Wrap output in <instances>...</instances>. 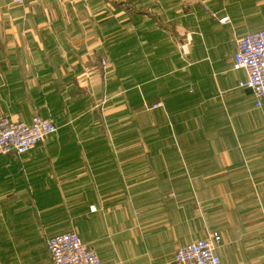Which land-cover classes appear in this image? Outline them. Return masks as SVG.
I'll use <instances>...</instances> for the list:
<instances>
[{"label": "crops", "instance_id": "crops-1", "mask_svg": "<svg viewBox=\"0 0 264 264\" xmlns=\"http://www.w3.org/2000/svg\"><path fill=\"white\" fill-rule=\"evenodd\" d=\"M111 1L0 0V25L22 36L0 37V114L47 115L10 91L58 95L67 78L99 96L0 156V264H49L47 238L67 231L103 264H174L211 233L221 264H264V101L232 69L236 40L264 30V0Z\"/></svg>", "mask_w": 264, "mask_h": 264}, {"label": "built area", "instance_id": "built-area-1", "mask_svg": "<svg viewBox=\"0 0 264 264\" xmlns=\"http://www.w3.org/2000/svg\"><path fill=\"white\" fill-rule=\"evenodd\" d=\"M24 1L11 0V5L20 7ZM229 22L227 17L219 20L221 24ZM101 64L104 65L103 60ZM232 69L245 73V80L240 81L238 86L250 90L255 98V106L260 108L264 101V30L249 32L236 40ZM157 107V104L152 106ZM56 132L57 126L50 118L35 115L29 122H18L0 114V156H21ZM262 214L264 222V210ZM220 242L221 237L211 233L205 239L183 245L174 254V264H221L216 254ZM46 247L49 264H103L96 251L83 243L73 231L48 237Z\"/></svg>", "mask_w": 264, "mask_h": 264}, {"label": "rangeland", "instance_id": "rangeland-1", "mask_svg": "<svg viewBox=\"0 0 264 264\" xmlns=\"http://www.w3.org/2000/svg\"><path fill=\"white\" fill-rule=\"evenodd\" d=\"M76 2H78V4L81 5L80 7H82V9H85V10L89 9L90 11H92V8H93L92 6H95L97 8V12H99L100 10H103L104 9L103 6H107V7L113 6L112 5L113 3L111 0H76ZM104 3H107V4L103 5ZM132 3H129V5H132L134 7V3L133 4ZM70 5H72V3ZM13 7H15V6H13ZM21 12H22L21 10H18L17 15L20 14ZM88 17H90V16L88 15ZM16 27H17V29H16ZM7 30H8L7 27L4 25L2 26V24H1L0 25V37H2V38H16V39L22 38L21 31H19V27L17 25L15 26V30H13V33H11V35L8 34ZM65 80H66L65 82L62 81L63 86L60 89L61 94H58V98L60 99V101L56 102L57 103L56 107L58 110V111L56 110V114L58 115V117L62 116L61 115V112H62L61 109H62V107L67 105L68 102H70V103L74 102L75 104H74L73 108H75V110L78 112L81 110L83 111L86 108L89 109L92 104L98 103L99 96L97 95V93L96 94L90 93L91 92L90 88H88L85 85L83 88L78 86V84L80 85V82H81L80 79L79 80H77V79L72 80L70 78H67ZM30 82L35 84L34 79H32V78H30ZM34 84H32L30 86H33ZM94 91L97 92L95 87H94ZM70 92H73V94L69 95ZM37 109H39V108H37ZM35 115L45 117V118H50L53 121L55 120L54 116L52 115L51 110L48 111L47 115L40 114L39 112H37Z\"/></svg>", "mask_w": 264, "mask_h": 264}, {"label": "trees", "instance_id": "trees-1", "mask_svg": "<svg viewBox=\"0 0 264 264\" xmlns=\"http://www.w3.org/2000/svg\"><path fill=\"white\" fill-rule=\"evenodd\" d=\"M16 81V80H15ZM13 81H11L10 84H12ZM28 98H30V106H32V108H40L43 109V105L47 104L49 106V109L52 112V115L54 116V118H60L58 117V115L56 114V102L60 101V99L58 98V95L56 94H48V95H43L41 94L37 89H33L31 91V93L27 96L24 94L23 89L22 88H15V90L10 91V95L8 96V99L11 101V103L14 104V106H16V109H21L22 107L19 106H26L27 109V103L29 102ZM7 99L6 95H5V100ZM59 99V100H58ZM14 109V107H12ZM12 110V109H11ZM18 111V110H16ZM58 111V110H57ZM42 114L46 115L45 112L42 111Z\"/></svg>", "mask_w": 264, "mask_h": 264}]
</instances>
